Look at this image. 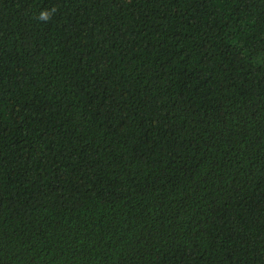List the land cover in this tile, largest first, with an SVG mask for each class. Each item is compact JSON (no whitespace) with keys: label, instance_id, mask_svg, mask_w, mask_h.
<instances>
[{"label":"trees","instance_id":"trees-1","mask_svg":"<svg viewBox=\"0 0 264 264\" xmlns=\"http://www.w3.org/2000/svg\"><path fill=\"white\" fill-rule=\"evenodd\" d=\"M0 264H264V0H0Z\"/></svg>","mask_w":264,"mask_h":264},{"label":"clouds","instance_id":"clouds-1","mask_svg":"<svg viewBox=\"0 0 264 264\" xmlns=\"http://www.w3.org/2000/svg\"><path fill=\"white\" fill-rule=\"evenodd\" d=\"M47 17L45 15H41V19H46Z\"/></svg>","mask_w":264,"mask_h":264}]
</instances>
